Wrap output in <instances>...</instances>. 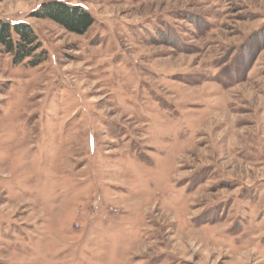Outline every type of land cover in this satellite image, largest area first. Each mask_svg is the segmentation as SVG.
<instances>
[{
  "label": "rangeland",
  "instance_id": "374dc122",
  "mask_svg": "<svg viewBox=\"0 0 264 264\" xmlns=\"http://www.w3.org/2000/svg\"><path fill=\"white\" fill-rule=\"evenodd\" d=\"M0 0V264H264V0Z\"/></svg>",
  "mask_w": 264,
  "mask_h": 264
},
{
  "label": "trees",
  "instance_id": "16d2710c",
  "mask_svg": "<svg viewBox=\"0 0 264 264\" xmlns=\"http://www.w3.org/2000/svg\"><path fill=\"white\" fill-rule=\"evenodd\" d=\"M35 14L77 34H83L93 22L90 12L81 6L56 0L43 2ZM0 43L11 53L14 63L21 62L38 47L32 27L22 21L10 25L0 20Z\"/></svg>",
  "mask_w": 264,
  "mask_h": 264
}]
</instances>
